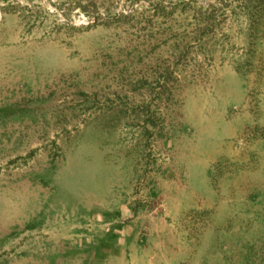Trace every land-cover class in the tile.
I'll return each instance as SVG.
<instances>
[{"label":"rangeland","instance_id":"obj_1","mask_svg":"<svg viewBox=\"0 0 264 264\" xmlns=\"http://www.w3.org/2000/svg\"><path fill=\"white\" fill-rule=\"evenodd\" d=\"M0 264H264V0H0Z\"/></svg>","mask_w":264,"mask_h":264}]
</instances>
